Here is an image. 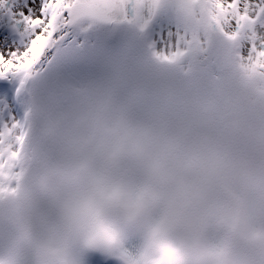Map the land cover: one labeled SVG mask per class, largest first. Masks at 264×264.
<instances>
[{"label":"snow or ice","instance_id":"obj_1","mask_svg":"<svg viewBox=\"0 0 264 264\" xmlns=\"http://www.w3.org/2000/svg\"><path fill=\"white\" fill-rule=\"evenodd\" d=\"M0 264H264V0H0Z\"/></svg>","mask_w":264,"mask_h":264}]
</instances>
